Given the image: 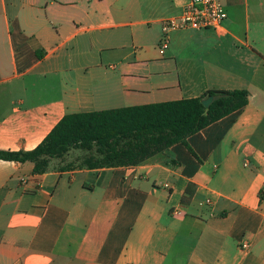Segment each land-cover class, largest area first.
Returning <instances> with one entry per match:
<instances>
[{
  "label": "crops",
  "instance_id": "0c3cea01",
  "mask_svg": "<svg viewBox=\"0 0 264 264\" xmlns=\"http://www.w3.org/2000/svg\"><path fill=\"white\" fill-rule=\"evenodd\" d=\"M187 1L0 0L2 151L34 150L66 114L249 93L135 167L0 160V264H264V0H218L222 29L171 32L151 57Z\"/></svg>",
  "mask_w": 264,
  "mask_h": 264
},
{
  "label": "trees",
  "instance_id": "16d2710c",
  "mask_svg": "<svg viewBox=\"0 0 264 264\" xmlns=\"http://www.w3.org/2000/svg\"><path fill=\"white\" fill-rule=\"evenodd\" d=\"M208 97L213 102L206 108L202 101ZM248 103L244 90L208 91L198 98L66 114L34 150H0V160L32 163L38 175L67 168L135 167L177 144L187 145L188 138ZM75 151L81 155L59 167Z\"/></svg>",
  "mask_w": 264,
  "mask_h": 264
},
{
  "label": "built area",
  "instance_id": "2783aa9c",
  "mask_svg": "<svg viewBox=\"0 0 264 264\" xmlns=\"http://www.w3.org/2000/svg\"><path fill=\"white\" fill-rule=\"evenodd\" d=\"M227 19L228 14L218 0H188L179 17L163 22L164 38L159 45L160 53L164 54L168 49L171 32L188 29L196 31L220 30L224 27ZM205 202L210 204L211 200Z\"/></svg>",
  "mask_w": 264,
  "mask_h": 264
},
{
  "label": "rangeland",
  "instance_id": "374dc122",
  "mask_svg": "<svg viewBox=\"0 0 264 264\" xmlns=\"http://www.w3.org/2000/svg\"><path fill=\"white\" fill-rule=\"evenodd\" d=\"M27 1L28 0H7V6H8L9 11L12 12L13 10H18L19 8H21L22 5L25 4ZM127 42H128L130 50L135 51L137 53H141L142 52L141 48L138 45L134 46L131 43V39L130 38L128 39ZM159 45H160V42L158 44H156L155 48L153 47V44L151 45L150 52H149L151 57H159V56H161L160 53H159ZM78 155H81V153L79 151L73 152L70 155V157L68 158V161H73Z\"/></svg>",
  "mask_w": 264,
  "mask_h": 264
},
{
  "label": "water",
  "instance_id": "95a60500",
  "mask_svg": "<svg viewBox=\"0 0 264 264\" xmlns=\"http://www.w3.org/2000/svg\"><path fill=\"white\" fill-rule=\"evenodd\" d=\"M213 102V97H208L207 99L203 100L202 103L206 108H209Z\"/></svg>",
  "mask_w": 264,
  "mask_h": 264
}]
</instances>
